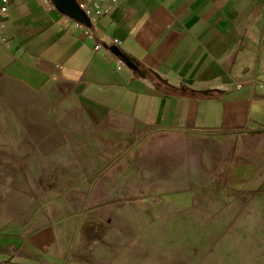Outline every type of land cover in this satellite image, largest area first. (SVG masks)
<instances>
[{"label": "crops", "instance_id": "1", "mask_svg": "<svg viewBox=\"0 0 264 264\" xmlns=\"http://www.w3.org/2000/svg\"><path fill=\"white\" fill-rule=\"evenodd\" d=\"M0 37L8 41L0 46L1 157L15 156L8 142L40 144L47 155L81 136L91 145V190L162 199L169 191L166 203L178 210L196 191L263 189L264 91L253 81L264 82V0H117L93 36L43 0H9ZM108 38L138 70L94 51ZM3 185L0 264H117L116 232L102 247L86 231L85 183L44 184L43 200L21 198V183L14 194ZM103 197L89 203L111 207L113 195Z\"/></svg>", "mask_w": 264, "mask_h": 264}, {"label": "rangeland", "instance_id": "2", "mask_svg": "<svg viewBox=\"0 0 264 264\" xmlns=\"http://www.w3.org/2000/svg\"><path fill=\"white\" fill-rule=\"evenodd\" d=\"M81 138L74 135L62 140L47 155L40 152V144L26 142L21 149L13 143L4 144L15 156H0V182L9 188V194L15 193L11 189L14 184L21 183L26 190L15 196L19 193L23 199L37 200L47 198L44 184L53 188L58 182L62 186L85 183L86 231L95 232L101 244L105 242L102 247H109L106 233L116 232L110 247L115 248L117 264H264V184L261 190L192 192V205L179 210L166 203L169 191L165 199L155 192L150 196L135 190L93 191L89 183L94 178L86 168L92 166L91 145ZM263 178L261 175V182ZM59 192L48 190L47 194L53 197ZM60 193L68 199L78 198ZM99 194L103 199L113 195L111 207L96 208L89 203ZM109 214L116 216V221L106 224L99 220L100 215ZM97 255L102 259V251Z\"/></svg>", "mask_w": 264, "mask_h": 264}, {"label": "built area", "instance_id": "3", "mask_svg": "<svg viewBox=\"0 0 264 264\" xmlns=\"http://www.w3.org/2000/svg\"><path fill=\"white\" fill-rule=\"evenodd\" d=\"M75 1L78 3L79 7L88 17L90 26H85L77 21H74V24L77 27L82 28L86 33H89L92 36L96 32L97 20L100 17L104 16L105 14H108L112 10L114 4L117 2V0H75ZM43 2L46 4L48 10L55 9L51 0H43ZM8 9H9V0H2V3L0 4V14L1 15L7 14ZM7 44L8 41L6 40V38L0 37V46ZM111 45L120 46V41L116 38H108L104 42L98 40L94 44L93 49L95 52H97L100 49L104 48L106 50L103 55L104 58L109 56L114 57L115 55L111 51L106 49L107 46H111ZM115 61H116L117 69L124 67L125 65L124 62L116 56H115ZM253 83L259 84L264 91V82H261L259 80H254ZM241 86L242 85L240 83H236L234 85V87L236 88Z\"/></svg>", "mask_w": 264, "mask_h": 264}, {"label": "water", "instance_id": "4", "mask_svg": "<svg viewBox=\"0 0 264 264\" xmlns=\"http://www.w3.org/2000/svg\"><path fill=\"white\" fill-rule=\"evenodd\" d=\"M51 2L53 3L55 9L61 14L85 26H90L88 17L75 0H51ZM109 49L114 55L118 56L128 68L133 70L139 69V63L134 58L126 54L121 47L111 45L109 46Z\"/></svg>", "mask_w": 264, "mask_h": 264}]
</instances>
